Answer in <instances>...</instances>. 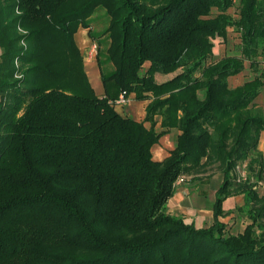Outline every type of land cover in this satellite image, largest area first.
<instances>
[{
  "label": "trees",
  "instance_id": "trees-1",
  "mask_svg": "<svg viewBox=\"0 0 264 264\" xmlns=\"http://www.w3.org/2000/svg\"><path fill=\"white\" fill-rule=\"evenodd\" d=\"M98 8L109 19L96 36ZM80 26L97 47L101 97L74 40ZM229 27L239 55L209 61ZM245 61L253 76L230 86ZM263 87L264 0H0V264H264ZM121 92L148 101L142 121L109 102ZM171 129L173 148L153 159ZM213 164L212 224L167 213L179 177ZM236 194L251 222L226 235L218 217Z\"/></svg>",
  "mask_w": 264,
  "mask_h": 264
},
{
  "label": "rangeland",
  "instance_id": "rangeland-1",
  "mask_svg": "<svg viewBox=\"0 0 264 264\" xmlns=\"http://www.w3.org/2000/svg\"><path fill=\"white\" fill-rule=\"evenodd\" d=\"M216 13V9L213 8L212 14ZM229 13L236 18L238 16V11L236 9L230 8ZM108 16L103 8H98L92 15L90 20L91 30L96 36L100 35L108 25ZM82 36L84 33H81ZM77 40H79V34L77 35ZM99 42L101 43V51L99 59L101 61L106 60V49L108 47L109 38L108 35H102L99 37ZM213 54L210 56L209 61H215L220 59L222 56L227 54L239 55L238 44L240 43L239 32L233 27L228 28V35L225 41L221 38H215L213 40ZM93 57L96 55V50L92 51ZM106 62V61H105ZM110 63V62H109ZM107 64V67L112 68L111 64ZM180 72L177 71L166 75L157 73V82L168 80L175 74ZM253 72L248 67V62L245 61V69L236 76L229 78V85L235 86L243 81L251 78ZM131 94H128L131 102ZM135 98V97H134ZM111 100V99H110ZM254 106L264 111V87L260 94L254 101ZM116 106L119 110L125 112L127 105ZM120 111V112H122ZM149 126V124H147ZM157 130L160 127L157 126ZM177 129L171 130L168 138L169 146H173L176 139ZM264 138V131L261 133L259 148L262 149V142ZM155 152V151H154ZM153 155L155 156V153ZM153 156V157H154ZM247 161L239 162L235 170V175L238 178H244L246 174L245 166ZM197 179H192L191 175H181L176 181V189L174 195L166 202L165 211L169 214L180 216L185 222H194L197 227H207L213 222V203L215 200V191L222 182V171L217 166L213 164L208 166L205 171L197 175ZM257 190L260 194L264 193V183L260 182L257 186ZM243 205V195L236 194L229 196L225 199L222 204V215L218 217L220 221L225 224V234H236L242 232L247 224L251 222L248 216L242 212L241 207Z\"/></svg>",
  "mask_w": 264,
  "mask_h": 264
},
{
  "label": "crops",
  "instance_id": "crops-1",
  "mask_svg": "<svg viewBox=\"0 0 264 264\" xmlns=\"http://www.w3.org/2000/svg\"><path fill=\"white\" fill-rule=\"evenodd\" d=\"M80 32L84 33L83 35L85 36H82ZM78 34L80 38L79 40H77ZM74 40L80 52L83 54L84 69L88 77V80L91 86L93 87L95 94L101 97L104 95V87L102 84L100 68L97 64L96 55L93 57V54H92V51H93L92 45L94 41L88 35V28H84L82 26L78 27L77 31L74 34ZM170 74L171 73H169V75ZM156 78H157V73L155 74V79ZM166 80L167 79L165 78V80H162L161 82L166 81ZM147 102H148L147 100L138 101L134 98V95L131 94V102L129 103V105H127L126 107L127 109L125 110V112L122 111L121 109H119V111H122L121 113L123 115L129 116L138 121H142L145 117V105L147 104ZM147 124L149 123L145 122V125ZM171 130L167 134L161 136L158 143H155L151 147L152 157L154 156L153 152L155 151L154 152L155 156L153 157V159L162 160L165 156L168 155L169 150L173 148L174 145L171 147L168 144V138L171 133Z\"/></svg>",
  "mask_w": 264,
  "mask_h": 264
},
{
  "label": "built area",
  "instance_id": "built-area-1",
  "mask_svg": "<svg viewBox=\"0 0 264 264\" xmlns=\"http://www.w3.org/2000/svg\"><path fill=\"white\" fill-rule=\"evenodd\" d=\"M96 44L93 43L92 50H96ZM130 101V98L125 93L121 92L117 98L109 100V102L115 106H122L128 104Z\"/></svg>",
  "mask_w": 264,
  "mask_h": 264
}]
</instances>
